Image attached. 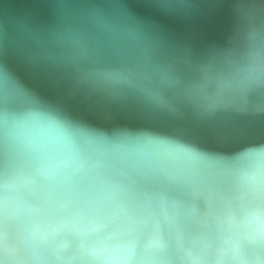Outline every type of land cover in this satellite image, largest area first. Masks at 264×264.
I'll return each mask as SVG.
<instances>
[{"label":"water","instance_id":"water-1","mask_svg":"<svg viewBox=\"0 0 264 264\" xmlns=\"http://www.w3.org/2000/svg\"><path fill=\"white\" fill-rule=\"evenodd\" d=\"M264 264V0H0V264Z\"/></svg>","mask_w":264,"mask_h":264},{"label":"bare ground","instance_id":"bare-ground-1","mask_svg":"<svg viewBox=\"0 0 264 264\" xmlns=\"http://www.w3.org/2000/svg\"><path fill=\"white\" fill-rule=\"evenodd\" d=\"M8 264H10V263H8Z\"/></svg>","mask_w":264,"mask_h":264}]
</instances>
